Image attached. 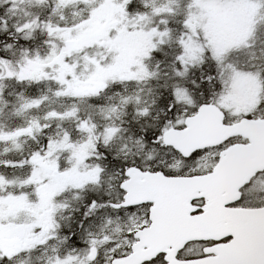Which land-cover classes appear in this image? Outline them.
<instances>
[{
    "label": "rangeland",
    "instance_id": "1",
    "mask_svg": "<svg viewBox=\"0 0 264 264\" xmlns=\"http://www.w3.org/2000/svg\"><path fill=\"white\" fill-rule=\"evenodd\" d=\"M4 1L11 2V8L23 5L27 18L22 22L26 24L19 28L22 31L17 30V32L28 39L42 36L41 45L45 42V50L48 52L37 59L27 57L19 60L21 62H16L7 58L6 61H0V68L6 66L10 69L8 78L5 79L0 75V114L1 111H6L4 118L0 121V145L4 144L2 146L5 147L8 157L7 160L0 161V218L8 215L9 219L3 221L25 225L30 230L28 231L30 241L40 237L36 232L32 235L35 231V215L38 208L37 174L42 175L44 181L49 183L51 172L60 169L63 171L60 177L62 182L71 178L75 186H84L97 179L98 173L95 166L99 163V159L92 154L100 149V145H105L107 149L105 156L111 157L122 145L130 146L132 151H137L136 147L132 146V142L140 137L146 140L145 136L136 134L139 132L130 134L120 131V124L116 119L114 106L111 104L117 99L113 96L114 91L107 88L112 85L108 78L114 77L110 75V72L118 70L116 78L119 80L125 81L132 78L135 74L127 69L134 65L136 61L134 55L143 52L142 43L147 39L151 49H159V52L171 48L173 43L179 41V35L175 34L170 24L182 22L183 26L184 20L180 18H183L184 14H180V11L184 10V7H202L199 11L201 14H205L208 7H218V9L210 10L213 13L208 14L209 21L215 19L219 22L241 21L238 14L251 13L264 2V0ZM135 15L139 17L140 28L138 29L145 32H137L129 37L132 17ZM199 16L200 14L187 16L185 21L187 30L184 33L187 44H182L183 48L175 47L179 54L187 55V73L192 69L190 64L195 63L198 55L204 51L202 46L193 45L199 34L197 24ZM199 21L203 22L205 18ZM80 38L103 40L108 44L107 47L111 50L109 53L112 56L118 53L120 44L128 43L126 49L128 61L121 68L115 67L113 62L107 60L102 51L90 50L91 55L103 62L101 64L96 62V66H91L90 72L84 77L78 76L80 82L84 80L87 83L83 93L75 91L70 78L66 77L69 61L58 58L59 54L64 53L63 50L69 53ZM23 47L29 50V45ZM56 58L58 59L55 60ZM159 63L154 59L153 54L142 58L137 90L133 93L127 91L123 100L130 101L133 95V101L139 107L137 108L138 118L141 120L137 121L139 126L148 127L144 129L147 133L160 131V135L163 136L174 127V123L180 122L181 112L186 107L185 103H190V92L194 87L184 80L185 72L182 62L178 59L171 60L167 72L164 73ZM165 74L167 75L163 76ZM253 79L249 76L238 77L233 70L225 72V77L220 84L223 87L220 95L224 98L226 109L231 115L256 112L257 107L262 101L264 102L263 82L256 83ZM4 80H7V84ZM146 80L151 85L144 88L142 82L145 83ZM162 80L164 82L160 84V87L163 86V89L169 91L177 103L182 102V108L177 106L170 113L166 111L163 104H160L158 92H155L154 88L158 86L156 82ZM24 82L32 84L30 88L34 89V96H24V92L19 91V84ZM42 82L45 84L43 88ZM94 82L99 83L97 86L106 87V89L97 92L92 88L90 91L89 85L94 86ZM11 83L12 87H10ZM53 84L58 87L57 91L54 90L55 86L49 87ZM166 84L168 87H165ZM47 89L50 91L44 93ZM148 102L147 106H151V111L145 118L141 114L144 113L146 106H142ZM12 107L17 110L11 111V115L9 110ZM123 128L125 129L124 126ZM152 134L149 138L155 136ZM31 139H37L39 144L29 143L28 140ZM160 144H156L154 151H150L146 156L140 151L139 154L142 156L139 161L151 160L156 165L183 166L175 150H166ZM146 146L145 143L143 151ZM3 152L4 150L0 149V153ZM75 155H83L82 162L80 166L70 167L71 161L76 163V160H80ZM16 156H22V158L15 160ZM208 161L211 160L200 155L195 161L193 160L192 165L204 166ZM102 162L108 169L105 173L106 179L108 173L118 170L110 158ZM123 163L121 158L120 165ZM87 170H92L94 173L90 180L82 181ZM108 220H113L117 224L113 232L108 233L105 239L106 253L97 256V262L100 264L110 263L106 261V257L129 253L131 247L127 245L130 242L133 245L136 243L135 233L146 222L145 217H116L115 219L108 217ZM122 220L130 225L123 233L120 231L124 223L121 222ZM201 247L203 248L204 245ZM189 250L196 253L197 245L188 247L184 254ZM53 256H59L61 261H67V264H85L89 254L84 251V254L73 256L60 253ZM35 260V256L27 259V261ZM159 264H163V261Z\"/></svg>",
    "mask_w": 264,
    "mask_h": 264
},
{
    "label": "flooded vegetation",
    "instance_id": "2",
    "mask_svg": "<svg viewBox=\"0 0 264 264\" xmlns=\"http://www.w3.org/2000/svg\"><path fill=\"white\" fill-rule=\"evenodd\" d=\"M11 1L19 2L21 0ZM201 8L202 7L199 6L184 7V10L180 11V14H184V17L180 18V20H184L183 26L181 24L182 22H172L171 24L168 22V24L171 25L170 27L174 28L175 34H178L180 37L179 41L171 45L172 49L166 48L165 50L159 52V49H151L148 39L142 43V49L144 53L142 52L135 54L134 58L136 61H134V65H131V67L127 69L129 72L135 74L132 78L125 81L119 80L116 78L118 70H112L110 72V75L114 77L108 78L112 85L107 88L110 91H114L113 96L118 100H113L111 104L114 106V113L117 121L120 124V131L130 134H133V132H139L136 134L146 137L144 143H146L147 146L144 151L142 150L144 156L148 155L150 151H154L155 145L151 143V140L154 136L149 138L151 133H153L152 135L160 137V140H162L160 145H162L166 150H175L173 147L167 146L165 144V134L161 136L160 131H151L150 133L141 131V126H139V124L136 122L141 121L138 118L139 114L137 113V108L139 107L133 101V95L131 96L130 101L123 100L127 91H131V93H133V91L137 90L139 83V66H141L140 62L144 56H148L150 54H153L154 59L160 62L159 67L163 73L167 72L170 61L174 60V58L182 62V67L185 72L184 80L186 82L190 83L191 80L200 82L202 79H207L209 75L214 77V79L210 83L206 84L202 89L193 88L191 90V101L190 103H185L186 107L181 112L182 115L180 117V122L178 124L174 123V127H172L171 130H184L187 126V121L190 118L201 114V111L203 110L214 109L220 112L223 126H236L242 123L244 120L264 123L263 101L257 107L256 112L231 115L228 109H226L225 103L223 101L224 98L220 95V90H223V87H221L220 84L224 79L225 72L227 70L235 71L238 77L249 76L251 79L254 78L253 80L256 83L258 81H262L264 85V61L254 60L250 56V53L254 49H258L261 46L260 42L264 41V5L258 6L251 13L245 15H240L236 12V14L239 15V18L242 19L241 21L221 22H219L217 19L209 21L208 14L213 13L210 10L218 9V7L206 8L207 12L205 14L199 13ZM168 13H173V11H168ZM0 14V29L3 30V33L0 34L2 36L0 37V57L3 59H0V61H6L8 58L16 62H21L19 60H24L27 57L37 59L41 58L43 54H48V52L45 50L46 44L41 45V43L36 39L20 37L16 34V32H11V30H17L26 24L22 22V20L27 18V14L24 12L23 5L17 6L16 8H11V2L6 3L4 0H2L0 1ZM197 14H200L197 21L199 34L193 45L202 46L204 51L198 55L195 63L190 64L192 69L187 73V55L186 53L179 54L175 50V47L180 46L183 48L182 44H187L184 39V33L187 30L185 27V21L188 15ZM224 14L228 15L229 13ZM202 18H205V21H199ZM138 28H140L139 17L135 15L132 17V25L130 27L129 37L137 32H145L139 30ZM7 45H12L13 47L7 48L6 50ZM24 45H29V50H25L23 47ZM107 46L108 44L103 40L80 38L76 41L73 49L69 53L63 50L64 53L59 54V57H66L67 61H69L67 70L68 75L66 77L70 78L72 84L74 85L73 88L75 91L83 93L85 90V85L87 84L84 80L80 82L78 76L84 77L90 72L91 66H96V62L99 64L103 62L102 60H99L95 56L91 55L90 50L96 52L102 51L104 57L107 60L113 62L115 67L121 68L127 64V42L119 45L120 47L117 50L118 53L115 56H112L109 53L111 50L108 49ZM1 72L3 74L2 76H10V69H8L6 66L2 68ZM166 75L167 74L163 76ZM163 82V80L157 81L156 84L158 86L154 89L155 92H158L160 104H163V107L165 108L166 102H170L173 97L170 95L169 91H166L160 87V84ZM97 84L99 83L94 82L93 87L89 85L90 91L92 88H94L97 92H101L106 89V87H99ZM150 85L151 83L148 80H146L145 83L142 82V87L144 88L149 87ZM201 91L204 92V95L200 94ZM71 102L73 103V100H71ZM148 104L149 102L143 104L142 107H145ZM175 104L176 107L179 106L182 108L183 106L182 102L177 103L175 101ZM174 109L172 111H174ZM9 113L12 115L10 110ZM5 114L6 111L4 112V116ZM165 118H168V116H165ZM1 120L2 118H0V121ZM145 128L148 127H143V129ZM28 142H35L36 144H39L37 139H31L28 140ZM250 142L251 141L249 138L245 137L244 135L236 134L229 136L224 142L214 147L198 150L197 152H200V155L211 160L208 161L204 166L192 165L193 160L190 158L191 156L189 158H184L182 154L176 150L175 153L179 155L183 166L176 167L170 165H156L155 162L151 160L139 161L142 156L140 154L135 157H130L128 166H131L132 161L135 160L136 167L138 170H140L141 176H143V174L146 172L161 173L167 177L197 176L211 172L218 163L221 156L227 150L236 146L247 145ZM2 145H0V149H3L4 152L2 154L0 153V161H5L8 158L6 153L7 151ZM106 150L107 149L105 145H100V149L95 151L92 156L96 158L98 155L105 156ZM75 156L79 157L80 160H76V163L71 161L72 165L70 167L80 166V163L82 162L83 155ZM20 158H22V156H16L15 160ZM103 160L104 159H99V163L97 165L104 166V163L102 162ZM61 172L63 171L60 169H56L55 171L51 172V176L49 177L51 182L49 183L44 181L42 175L37 174L38 208L35 215V231L32 234L34 235L36 232L40 236L37 240H28V231L30 230L22 223H8L3 221L9 219L8 215H3V217L0 218V257H3V259H0V264H55L57 257H54V254L60 253L73 256L74 254H84V251L89 254L88 260L85 264H90V261L92 260L90 254L92 252L96 254V250H98L99 255L106 253L105 239L108 233L111 234L113 232L114 227L117 224L114 223L113 220H108V217L111 219H115L116 217H145L146 222L140 227V229H138V231L151 225V210L154 206L152 203L136 205V211L131 214L109 210L106 214L98 213L96 217H93L92 227L90 228L92 235L85 237L88 243H78V239L83 235V233L81 229L77 227V224L82 219V215L85 211L84 205L87 203V199L81 201L76 199V196L81 187H86L90 190V192H95V182L88 183L84 186H75L73 183L74 180L71 178L66 182H62L60 180ZM93 173L94 172L92 170H87V174L82 181L90 180ZM130 180H132V175L130 176ZM263 182L264 171L258 172L252 181L242 188L241 191L244 193L243 197H241L240 200L233 202L231 207L237 208L240 206H246L248 201H251L252 203H258L259 201H257L255 196L248 194V189L256 188L255 194H259L260 189H257V183L260 185ZM104 187L106 188L107 184H105ZM103 191L104 189L102 188L99 190L101 195ZM84 195L87 197L89 192H85ZM128 203L132 202L128 200ZM65 204L70 205V207L66 210L64 208ZM204 204V200H194L193 205L196 208L193 212H191V214L195 215L202 212ZM76 209H78V211H75ZM101 216H104V218L101 219ZM67 217H71V230H69L68 227L69 222L66 219ZM108 221H111L109 225ZM121 222H124V220ZM57 224L61 225L62 227L57 228ZM129 226L130 225H128V222L122 223L120 227L121 233L126 232ZM73 231L77 233V239H71L68 244L62 243L61 241L63 236L67 234L69 237H71ZM53 249H56V251H53ZM72 249H75V251H72ZM18 253L21 254L17 255ZM32 256H35L36 260L27 261V259ZM95 257V264H100L97 262V256ZM179 258H181L180 255ZM20 259L23 261H19ZM73 262L74 261H72V263Z\"/></svg>",
    "mask_w": 264,
    "mask_h": 264
},
{
    "label": "water",
    "instance_id": "3",
    "mask_svg": "<svg viewBox=\"0 0 264 264\" xmlns=\"http://www.w3.org/2000/svg\"><path fill=\"white\" fill-rule=\"evenodd\" d=\"M216 109L203 110L182 131L172 130L165 142L185 158L192 153L242 134L250 144L227 150L210 174L165 178L161 174L132 172L128 199L133 204L154 203L152 225L136 234L138 241L122 264H143L166 253V264H264V207L228 208L240 198V189L264 170V123L244 120L222 125ZM249 128V130H248ZM143 177V178H142ZM206 200L203 213L191 216L192 202ZM194 209V208H193ZM232 239L205 250L215 254L179 260L177 254L192 241Z\"/></svg>",
    "mask_w": 264,
    "mask_h": 264
},
{
    "label": "snow or ice",
    "instance_id": "4",
    "mask_svg": "<svg viewBox=\"0 0 264 264\" xmlns=\"http://www.w3.org/2000/svg\"><path fill=\"white\" fill-rule=\"evenodd\" d=\"M18 31H22V29H18ZM27 38V37H26ZM261 46L258 49H254L250 56L254 60L258 61H264V41H261ZM11 45L6 46L7 48H10ZM0 59H3L0 57ZM159 63V62H158ZM214 79L213 76L209 75L207 79H202L200 82H197L196 80H191V86L194 88L202 89L206 84L210 83ZM165 87H168L166 84ZM201 95H204V92H200ZM176 107L175 104V97L172 98L170 102H166L165 108L166 111L171 112ZM151 111V106H146L144 113L141 115L145 118H147L148 114ZM141 131H144L143 127H141ZM161 140L159 136H154L151 140V143L156 145L160 144ZM132 146L136 147L137 152L132 151V147L122 145L119 148L115 150V152L111 155V157L106 156H97V159H111L114 165H116L118 170H114L107 174V179L105 180V173L108 172V169L106 166L96 165V171L98 173L97 179L94 183L95 192H90L89 189L86 187H81L79 192L77 193L76 199L78 200H85L87 199V203L84 205L85 211L82 215L81 221L77 224V227L81 229L83 235L79 237L78 243H88L87 239L85 237L91 236L92 233L90 232V228L92 227V220L93 217H96L98 213L106 214L109 210L116 211V212H126V213H134L136 211V205L129 204L128 203V193H129V181L130 176L133 171L138 170L135 164V160L132 161V165L128 166L129 158L135 157L139 154L140 151H142L145 147L144 143V137H140L132 142ZM200 156V152H195L191 154V159L196 160ZM121 158H123L124 164L120 165ZM107 184V187L104 188V185ZM101 188H104V191L102 195L100 194L99 190ZM85 192H89V195L86 197L84 195ZM256 192V189L249 188L248 194L252 195ZM115 193V197H114ZM244 193H241V196L243 197ZM264 195V194H262ZM69 204H65L64 208L65 210L69 208ZM75 211H78L76 209ZM101 219L104 218V216L100 217ZM68 220V227L69 230H71V217L66 218ZM111 223V221H108ZM62 227L61 225L57 224V228ZM71 239H77V233L72 232L71 237H69L67 234L63 236L62 243L68 244ZM231 239V237H229ZM127 247H133V244L130 242ZM53 251H56V249H53ZM72 251H75V249H72ZM114 251V250H113ZM21 253H18L19 255ZM96 256H99V251L96 250ZM127 256V253H122L119 257L116 255H112L111 257H106V261H110V264H122V261ZM0 259H3V257H0ZM163 256H158L155 259H152L150 261V264H159V262L163 261ZM96 257L94 256L92 258V261H90V264H95ZM55 264H67V261H61L59 256L56 258Z\"/></svg>",
    "mask_w": 264,
    "mask_h": 264
},
{
    "label": "trees",
    "instance_id": "5",
    "mask_svg": "<svg viewBox=\"0 0 264 264\" xmlns=\"http://www.w3.org/2000/svg\"><path fill=\"white\" fill-rule=\"evenodd\" d=\"M0 37H2V36L0 35ZM28 85H29V86L27 87L28 93H31L30 84L28 83ZM41 85H42V88L45 86V84H44L43 82H42V84H41ZM49 87H52V85H50ZM48 91H50V90H49V89H47L46 91H44V93H45V92H48Z\"/></svg>",
    "mask_w": 264,
    "mask_h": 264
},
{
    "label": "bare ground",
    "instance_id": "6",
    "mask_svg": "<svg viewBox=\"0 0 264 264\" xmlns=\"http://www.w3.org/2000/svg\"><path fill=\"white\" fill-rule=\"evenodd\" d=\"M6 40V39H5ZM11 40V39H10ZM7 41H8V39H7ZM5 48V47H4ZM169 79V78H168ZM172 79V78H171ZM163 87V86H162ZM147 100V99H146ZM133 121H135V120H133ZM137 122V121H136ZM122 130V129H121ZM111 152H113V151H111ZM110 156V155H109Z\"/></svg>",
    "mask_w": 264,
    "mask_h": 264
}]
</instances>
